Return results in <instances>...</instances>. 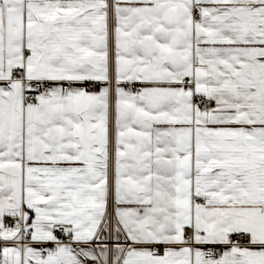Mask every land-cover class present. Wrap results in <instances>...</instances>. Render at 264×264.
Here are the masks:
<instances>
[{"label": "snow or ice", "instance_id": "snow-or-ice-1", "mask_svg": "<svg viewBox=\"0 0 264 264\" xmlns=\"http://www.w3.org/2000/svg\"><path fill=\"white\" fill-rule=\"evenodd\" d=\"M0 264H264V0H0Z\"/></svg>", "mask_w": 264, "mask_h": 264}]
</instances>
